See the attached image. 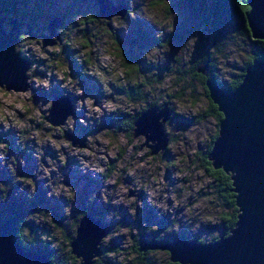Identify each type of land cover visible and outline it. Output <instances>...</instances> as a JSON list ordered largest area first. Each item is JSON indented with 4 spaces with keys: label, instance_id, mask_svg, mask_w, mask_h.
Segmentation results:
<instances>
[{
    "label": "rangeland",
    "instance_id": "1",
    "mask_svg": "<svg viewBox=\"0 0 264 264\" xmlns=\"http://www.w3.org/2000/svg\"><path fill=\"white\" fill-rule=\"evenodd\" d=\"M26 1L24 11L27 12L26 20L23 21L25 25L23 33L27 31V21L33 20L29 18L30 11H36L34 33L44 34L47 22L55 17L62 19L59 29L65 30L61 33L58 51L57 45L44 49L42 40H30L28 36L22 37L23 40L19 42L20 51L27 50L30 61L45 68V72L37 69L40 73L38 77L43 78L47 72H51L53 87L50 92L33 89L35 98L33 97L31 104L24 94L6 90L0 93V109H8V112L0 114L8 120L9 113H15L16 118L27 121L30 125L24 129H12L0 136V140L9 144V161L12 156L17 157L11 162L9 169L7 166L0 168V183L6 181L4 184L6 187L0 188V200L6 199L1 202V208L11 207L12 204L19 207L23 241L36 244L39 248L47 249L59 257H66L71 251L68 238L69 236L74 238L76 235L75 222L77 220L79 222L84 216V211L89 212V209L98 214L97 218H100L104 225L111 227L110 235L102 243L105 254L101 259H96L94 264H139V259L133 252L135 242L132 238L145 233V241L149 242L153 238L152 226H157L161 221L174 225L168 232L172 241L184 234L200 239L213 233L219 234L221 224L218 222V214L222 207L214 195L212 182L203 163V158L219 130L216 119L206 115L210 108L209 100L203 85L193 77L191 69L209 54L215 59L220 80L230 83L241 73L245 63L254 53L250 39L237 31L234 25L227 26V31L222 33L223 36H218L209 13L203 11L209 3L204 4L202 0H134V7L129 9L126 20L118 17V20L113 19L112 22L99 17L100 7L96 0ZM111 2L115 6L123 4L129 7V0ZM76 15H80V18L73 22ZM127 22L131 31L125 37L123 28L118 24ZM10 29L9 25L5 28L6 32H10ZM141 30L148 36L147 40H140ZM156 32L160 33L159 41L156 40ZM112 35L118 37L121 48L132 60L131 70L124 68V55L119 56L121 52L117 49L119 46L114 44ZM217 45L222 50L221 53L217 52ZM152 47L158 48L163 60L158 59L156 63L141 61L139 57ZM65 63L70 72L64 71ZM97 70L114 78L115 83L110 82L108 85L111 89L108 99L121 107L110 113L109 109H105L106 115L97 122L96 127L82 128L77 119L76 132L68 133L48 123L45 112L37 111L35 101L38 103L43 100L46 103L51 99L54 102L58 94L70 97L75 105V98L62 91L56 83V79L62 74L65 77L71 75L73 79L79 77L85 95L93 96L99 103L103 97L101 86L95 75H88L89 72ZM134 90H138L137 95L134 94ZM126 93L133 94L134 100H129ZM151 103H157L160 108L169 103L173 110V120L165 128L171 138L169 151L156 156H152L149 147L154 144L149 143L147 146L146 141L143 144L135 143L136 138L130 135L133 133L130 130V123ZM131 112H136V115H131ZM118 114L123 115L122 128L120 125H110L112 118ZM82 115L83 113H75L74 117ZM97 132H102L103 136L94 142L96 147L90 149L95 155L85 153L84 149L88 147L86 142L83 149L75 148L71 143L68 151L73 153L72 158L68 161L59 160L63 168L68 167L67 170L61 169L65 176V185L73 187L77 193L75 203L72 205V215L68 219L63 212L68 201L63 197L59 200L47 197L48 191L62 183L57 172L45 173L43 169L36 172L33 147L21 151L17 140L34 146L38 140H59L60 136L65 139L66 133L82 141L85 136ZM52 133L57 135H49ZM99 147L106 150L103 155L107 163L105 164L104 160L100 161L106 168L104 178L106 181H114L109 187L119 189V196L123 197L117 205L119 208L105 206L100 202L102 177L93 180L91 173L81 174L75 160L79 156L95 160L101 155L97 151ZM44 155L50 157L51 161L58 160L56 152L49 147H45ZM20 158L25 160V165L21 166ZM41 164L45 168L52 167V164L43 158ZM35 175H44L45 181H37ZM136 175H140L147 183L138 192H124L120 185H133ZM45 183L49 184L48 189L43 188ZM21 187L25 190L17 195ZM28 189L36 192L31 200L28 199ZM93 193L97 199L89 204V197ZM131 196H136L137 201L142 200L144 206L142 210L137 209L135 221L128 216L127 209L124 208L126 204L137 208L136 202L129 203L128 197ZM113 198L119 197L114 195ZM159 203H163L164 207L158 210L167 216H159L156 210ZM117 211L120 215L117 213L111 221L105 219L110 212ZM54 214L67 225L68 231L62 232L57 228L54 224ZM171 215L174 218L172 223ZM176 216L181 217L178 221L179 233L175 232ZM184 219L202 225L196 233H191L188 229L192 225L186 224ZM142 224H147L148 227L141 228ZM154 229L156 231V227ZM40 234H44L43 241L40 240ZM202 240L208 243L207 239ZM51 245L55 247L52 248ZM148 259L151 264L172 263L168 253L162 251L152 252ZM80 263L81 260H78V264Z\"/></svg>",
    "mask_w": 264,
    "mask_h": 264
},
{
    "label": "water",
    "instance_id": "2",
    "mask_svg": "<svg viewBox=\"0 0 264 264\" xmlns=\"http://www.w3.org/2000/svg\"><path fill=\"white\" fill-rule=\"evenodd\" d=\"M96 1L100 7L99 17L108 22H112V16L125 20L129 15L127 5L115 6L111 0ZM248 5L247 24L251 37L264 41V0H249ZM7 21V18L0 19V85L7 84L8 92L23 94L22 90L29 87L25 73L33 62L22 59L14 51L21 38V22L19 19L11 20L10 32H6ZM61 25L62 19L55 17L47 22L44 34L34 35L31 26L27 25L24 35L30 40L43 39V48L46 49L57 45L53 37L60 39L58 43H61L58 33ZM209 70L208 65H202L198 73L207 77ZM39 74L37 70L33 77ZM206 88L211 101L223 114L209 159L215 170L222 169L229 175L234 173L231 175L233 193L241 214L231 235L211 245L188 240L185 236L166 244L157 243L153 238L144 245L143 252H166L173 264H264V59L252 64L236 90H226L212 79L207 80ZM69 115L75 116L71 98L57 95L52 115L46 117V121L57 127ZM172 115L173 110L166 103L161 108L146 109L135 121L134 137L151 132L148 139L158 142L149 146L146 141L152 156L165 154L169 150L171 139L166 130L163 132V127L172 119ZM65 139L70 140L75 148H85L86 136L81 141L66 133ZM110 230V226L104 225L92 212H87L79 221L76 235L71 241V254L81 260L80 264H94L105 254L102 243L110 235ZM17 234V221L1 216L0 264H53L49 255L22 248Z\"/></svg>",
    "mask_w": 264,
    "mask_h": 264
},
{
    "label": "clouds",
    "instance_id": "3",
    "mask_svg": "<svg viewBox=\"0 0 264 264\" xmlns=\"http://www.w3.org/2000/svg\"><path fill=\"white\" fill-rule=\"evenodd\" d=\"M132 7H134V0H129V9H131ZM112 17L114 20H118V17H116V16H112ZM175 17H176V15H175ZM79 18H80V15L74 16L73 22L77 21ZM125 20H126V18H125ZM70 26L71 25H68V27H70ZM118 26H121L123 28L124 36L127 37L129 32L131 31L129 23L128 22L127 23H121V24H118ZM64 30L65 29H59L58 30L60 38H61V33ZM166 35L167 34L164 35V39H165ZM155 37H156V40L159 41L160 33L156 32ZM193 38L198 39L197 37H193ZM41 40H43V39H41ZM53 40L55 42H57V51H58L59 50L58 41L60 39L57 40L55 37H53ZM14 51L16 54L20 55L22 59L30 60L29 59V53L27 52V50H25L23 52L20 51L19 43L14 46ZM139 59L143 62L151 61L152 63H156L158 59L162 61L163 56L160 54V51L158 50L157 47H152L150 50L144 52L143 55H141L139 57ZM257 59H258V57H257ZM38 68H39L40 72L46 71L45 68L40 67L35 63H32L31 66L29 67V69L27 70V72L25 73V75L27 77L26 83L29 87L27 90H22V91H23V94L28 98L29 104L32 103L33 97L35 98V93H34L33 89H35V90H41L42 89L45 92H50L52 90V87H53V82L51 79V75H52L51 72H47L45 77H43V78L33 77V72H36ZM64 71L70 72V69H69L67 63H65ZM88 75L89 76L95 75L96 81L101 86V91L103 93V97L99 100V103H97V99L94 98L93 96L85 95L84 89L80 86L81 82H80L79 77H76L75 79H73L71 75H68L67 77H65L62 74L59 79H56V83L59 85V88L62 91H65L66 94H71L75 98V100H76L75 105H74L75 113L76 114L83 113L82 116H78V117H74L72 115H69L66 117L63 124L57 125L58 128L64 129L68 133L74 134L76 132L77 119H78L79 125L82 128L91 129L93 127H96L97 122L101 121L102 118L106 115L105 109H109V113H110V112H115L118 108L121 107V105L114 103L113 100L108 99V95L111 93V89H109L108 85L110 82L115 83V80L112 76H106L104 73H101L98 70L96 72H89ZM33 80H35V83H33ZM61 81H64V82L62 83ZM6 89H8L7 84L0 85V93H2ZM53 104H54V102L51 99L47 100L46 103L43 100L39 101L38 103L35 101L37 111L38 112L39 111L45 112L49 118L52 115ZM5 112H8V109H0V113H5ZM131 115L135 116L136 112H131ZM161 119H163V118H161ZM0 125H2V127H0V136L7 134L12 129L19 130V129H24V128L30 127V125L27 123V121H21L18 118H16L15 113H9V119L8 120L5 119L4 115L0 114ZM166 127H167V125H165L163 127L164 133H165ZM136 132H135V134H136ZM49 135L55 136V135H57V133H52ZM151 135H152L151 132H149L147 135H144V134H140L139 136L135 135V137H136L135 143L143 144L145 141H148L150 144L158 143L157 141H153V140L148 139V137ZM102 136H103L102 132H97L94 135H87L85 142L88 145V147L86 149H84V151L87 155H95V153L90 151V149L96 147L94 142L97 140H100L102 138ZM71 143L72 142L70 140H68V139L65 140L63 136H60L59 140H51V141H49L48 139L38 140L34 144V146L30 145V144H24L21 141L17 140V144L19 145V148L21 149V151H25L27 147H33L32 155H33V158L35 159L36 164H37L36 172H40L41 169H43V171L45 173H48L50 171H56L57 172L62 183L58 187L52 188V190L48 191L47 197L49 199L55 197L57 200H59L61 197H63L66 201H68V205L66 207H64V209H63L64 215H65V217H68V219L72 215V210H73L72 205L75 203L77 193L73 187L65 185V176L61 172V169L63 168V166L60 165L59 160H67L68 161L69 158H72L73 153L71 151H68L69 147L71 146ZM45 147H49L53 151L56 152L57 157H58L57 161H51L50 157H46L44 155ZM9 151H10L9 144L6 142H3V140H0V168L7 166V168L9 169L11 167V162L14 159H17L16 156H12L11 160L9 161V159H8ZM97 151L99 153H101V155L97 156L95 160H88L85 158V156H79V157H77V159H75L78 163L79 171L83 175H88L89 173H91L92 174L91 178L93 180H95L97 177H102L101 183H102L103 187L99 191L100 202L105 206L111 205L114 208H119V207H117V205H119L120 200L123 199V197L119 196V189H113V188L109 187V185L114 183V181H106L105 180L103 174L105 173L106 168L100 164L101 160H104L105 164L107 163L106 157L103 155V153L106 150L103 147H99L97 149ZM42 158L45 161H49L52 164V167L51 168L43 167V165L41 164ZM19 161L21 163V166L25 165V160L23 158H20ZM120 166L122 167L123 165L121 164ZM67 168H63V169L67 170ZM231 175L233 176L234 173H231ZM35 178L37 181H45L46 177L44 175H35ZM49 183H51V181H49ZM146 183H147V181H144L140 175H136V177L134 178V181H133V185L121 184L120 188H122L124 190V192H129V191L138 192L139 189L141 187H143L144 184H146ZM4 187H6V186L4 184L0 183V188H4ZM43 188L48 189L49 184L45 183L43 185ZM24 190H25V188L21 187L19 189V192L17 193V195H19L20 193H23ZM35 195H36V192L30 191L28 189V199L29 200L33 199L35 197ZM114 195L116 197H119V198L118 199L113 198ZM96 199H97L96 194L93 193L89 197V204L95 202ZM128 200H129V203H132V202L137 203V208L129 207L127 204L124 206V208L127 209L128 216H130L131 219L133 221H135L137 218V215H138L137 209L142 210L144 208L143 201L142 200L137 201L136 196L128 197ZM3 201L4 200H0V202H3ZM162 207H164L163 203H159L156 205V210H158ZM117 213H119V212L118 211L117 212H110L105 217V219L107 221H111L113 216L117 215ZM158 213H159L160 217L167 216L162 211L158 210ZM119 215H120V213H119ZM173 219L174 218L171 215V223H172ZM180 219H181L180 216L175 217L176 227H177V231H175L176 233H179V231H180V224L178 223V221ZM185 223L192 225V227H190L188 229V231L191 233H196L202 225V224H198V223L193 224V222H189L187 220H185ZM203 225L217 226L219 224H203ZM147 227H148L147 224L141 225V228H147ZM152 227H158V226H152ZM165 231L161 232L159 236L165 238V236H167V235H165ZM168 235H170V234H168ZM213 236L218 237V239L213 240L212 239ZM33 238H34V236H33ZM43 239H44V234H40V240L43 241ZM202 239H207L208 240L207 245H211L214 241H219L220 237H219L218 233H213L212 235H210L206 238H202ZM200 241H199V243H200ZM22 243L24 245L23 241H22ZM51 247L53 248V247H55V245H51ZM98 247H100V245H98ZM95 257L96 256H94L93 259ZM52 259H53V257L51 258V261H52Z\"/></svg>",
    "mask_w": 264,
    "mask_h": 264
},
{
    "label": "trees",
    "instance_id": "4",
    "mask_svg": "<svg viewBox=\"0 0 264 264\" xmlns=\"http://www.w3.org/2000/svg\"><path fill=\"white\" fill-rule=\"evenodd\" d=\"M248 1L249 0H202L204 4L209 3V5H207L203 11L209 13L210 21L213 22L214 31L217 34H219L218 36H223L222 33L224 31L225 32L227 31V26L230 27V25H234L237 31H240L243 35H245L246 37L250 39L252 43V47H253V52H254L251 58L249 59V61L245 63V66L241 70V73L238 74L235 77V79H233L230 83H224L220 80L218 67L214 61L215 59L209 54L207 56H204L203 59L201 60L202 62L201 65H208L210 67L209 74L207 77L198 73V70L201 67L200 65L201 62L196 63L191 69L193 77L198 79L199 82L203 85L207 98L209 100L210 108H209V111L206 112V115L208 117H212L216 119L218 130H219L220 123L223 120V114L219 112L218 107L211 101L209 97V92L206 88L207 80L212 79L220 83V85H222L226 90L234 91L240 86L245 76L246 71L252 66V64L257 60L264 59V41L253 40L251 37L250 31L248 29L247 16L250 12ZM26 5H27L26 0H0V19L7 18L8 22L14 19H19V21L23 22L24 20H26L25 13L27 11H24V9L26 8ZM35 14H36V11L35 12L30 11L29 18L31 19L33 18V20L27 21V23L30 24L32 28L35 27L34 25L35 24L34 23ZM238 24L239 26H236ZM44 29H46V27H44ZM139 34H140L139 37L141 41L147 40L148 36L145 34V32L141 30ZM111 37L114 41V44L116 46H119L117 47V49H119V51L121 52L119 56L124 55V58H123L124 68L126 70H131L133 68L132 60L127 57L125 50L121 48L122 46L119 43L118 37L115 35H112ZM217 40L219 41V39ZM218 46L219 45H217L216 50L218 53H221L222 50L219 49ZM137 91L138 90H134V94L137 95ZM127 97L131 101L134 100L133 94L131 93L127 94ZM151 107H158V104L157 103L149 104L141 113L136 115L133 122L130 123V130L133 131V133H134V128H135L134 126L135 121L142 115L144 111H146V109H149ZM122 116L123 115L118 114L117 116L113 117L112 120L110 121V125L116 124V125H120V127L122 128V125H121L122 120H123ZM133 133H131L130 135H133ZM218 133L219 131L215 135L207 151V154L204 156L203 163L205 166V170L208 173V176L212 182L211 186H213L214 195H216L217 199L219 200L220 207H222L219 210V214H218V222L219 224H221L220 229H219V234H220L219 237L222 238V237L230 236L232 231L235 229L237 221H238L239 209L236 205V195L233 193V181H232L231 175L225 173V171H223L222 169L215 170L212 162L209 159V153L211 152L214 142L218 137ZM3 184H6V181H3ZM11 184H14V183H11ZM5 197H3V199H5ZM20 212L21 210L19 209L17 205L12 204L11 207L8 206L5 208H1V202H0V217L2 216L8 219H15L17 221V227H18L17 240L22 246V248H24L25 250L31 251V252L47 254L50 257V260L53 257L51 261L53 264H78V260L76 259L75 256L71 254V251L66 255V257H59V255H55L52 252L50 253L47 249L39 248L38 245L36 244H28L25 241H23L22 239L23 225L20 220L21 218L19 216ZM87 212L88 210L84 211V215ZM89 212L93 213L91 209H89ZM93 214L95 217L98 216V214H96L95 212ZM53 216H54V224L57 226V228L60 229V231L62 232H66V230L68 231L67 225L63 224V221L59 219L58 215L54 214ZM78 225H79V222L77 220L75 222V226L78 228ZM157 226L158 227H156V231H154L155 230L154 227L152 231L153 232L152 237L156 239V242L162 243V244L171 242L172 239L169 237L168 232L173 228L174 225L166 221H161V222H158ZM164 231H165V235H167L165 236V238L159 236L160 233ZM142 234L143 235H136L132 238V240L135 242V247L133 248V252L137 255L139 259L138 260L139 264H151L150 259H148V257L154 251H148L146 253L143 252V247L148 242L145 241V235H144L145 233H142ZM183 236H185L188 240H197V241L201 240L199 237L192 238L186 234H184ZM216 239H218V237L213 238V240H216ZM68 240L71 243V241L73 240V236H69ZM22 241L24 242V245ZM200 242L205 243V241L203 240H201Z\"/></svg>",
    "mask_w": 264,
    "mask_h": 264
},
{
    "label": "flooded vegetation",
    "instance_id": "5",
    "mask_svg": "<svg viewBox=\"0 0 264 264\" xmlns=\"http://www.w3.org/2000/svg\"><path fill=\"white\" fill-rule=\"evenodd\" d=\"M20 22H21V24H22V27H20V30H21V33H20V35H21L20 41H21V40H23V38H22V37H26V36H25V35H23V34H25V33H23V32H22V30H23V25H24V22H22V21H20ZM7 25H9V22H8V21H7V22H6V24H5V28H6V26H7ZM27 25H30V24H28V23H27V24H26V26H27ZM24 26H25V25H24ZM30 26H31V25H30ZM31 28H32V27H31ZM32 29H33V34H34V35H41V34H38L39 32H37V34H36V33H34V27H33ZM45 30H46V29H45Z\"/></svg>",
    "mask_w": 264,
    "mask_h": 264
},
{
    "label": "bare ground",
    "instance_id": "6",
    "mask_svg": "<svg viewBox=\"0 0 264 264\" xmlns=\"http://www.w3.org/2000/svg\"><path fill=\"white\" fill-rule=\"evenodd\" d=\"M168 104H169V103H168ZM169 105H170V104H169ZM172 120H173V119H171L168 123L172 122ZM103 251H104V250H103ZM104 253H105V251H104Z\"/></svg>",
    "mask_w": 264,
    "mask_h": 264
}]
</instances>
